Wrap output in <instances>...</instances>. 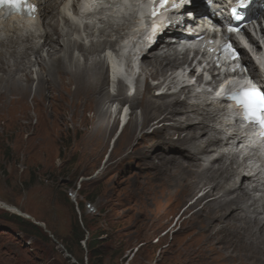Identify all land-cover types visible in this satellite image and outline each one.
Returning <instances> with one entry per match:
<instances>
[{
	"label": "rangeland",
	"instance_id": "obj_1",
	"mask_svg": "<svg viewBox=\"0 0 264 264\" xmlns=\"http://www.w3.org/2000/svg\"><path fill=\"white\" fill-rule=\"evenodd\" d=\"M259 24L264 26L263 18ZM58 34L59 31L55 37ZM29 57L33 61L36 59L34 55ZM32 70H39L38 65ZM141 77L137 84L143 89L145 79L144 75ZM148 82L151 85L156 83L150 79ZM36 86L37 81L33 79L28 96L23 99L16 96L13 103L0 107L5 112L0 117V202L7 205L0 206V264H109V259L110 264H185L180 257L183 242L194 227L196 232L203 223L202 217L194 213L209 197L203 195L208 190L205 186L184 200L176 199V189L191 177L188 171L178 167V163L190 166L192 170L207 164L211 169L206 174L224 192L220 199L226 201L235 196L234 191L230 193L229 187H225L227 166L223 168V175L218 177L210 172H220L216 168L218 161L211 165L197 159L193 163V150L188 148L196 146V142L208 138L212 132L203 136L197 133L196 140L183 144L178 141L176 132L162 134V131H153L154 127L146 126L142 133L136 130L130 146L124 148L121 143L125 132L120 134L122 125L119 123L126 110H130L128 103H121L122 116L120 113L115 119L104 145L89 149L79 135L64 130L63 126L56 131H47L49 123L65 111L61 108V102L51 106L49 90L41 104L35 106ZM177 87L176 83L167 90L163 85L159 89L150 88V92L157 95L166 91L170 94ZM106 89L109 93H115L111 85ZM190 89L196 93L194 86ZM126 94L129 97L132 95L131 91H126ZM164 95L162 99L170 98ZM173 97L184 99L182 93ZM117 104L114 103L112 109ZM12 111L17 113L12 114ZM39 111L43 125L36 122ZM132 111L139 119L140 108L135 107ZM190 114L197 120L195 113ZM182 117V111L174 112L172 119H167L164 124L172 132L173 121ZM195 125L194 122L177 127L184 130L181 134L184 135L186 132H196ZM230 148L220 150L228 151ZM216 154L211 151L208 159L211 160ZM242 157L243 153H240L234 162H240ZM230 159L232 157L227 154L223 161L228 163ZM248 164L251 165L250 162ZM246 173H243V178L239 177L241 188H250L254 184L245 179ZM260 184L258 182L259 190L251 192L256 199L264 192V185ZM144 192L151 196V200L146 202L143 199ZM162 203L171 204L170 213L151 233V226L148 225L150 217L156 215ZM244 204L232 203L224 218L237 225L243 221L246 226H251L250 233L228 228L227 234L231 239L239 237L244 243L254 245V241H258L257 236L264 234V228L254 226L249 220L250 216L243 212ZM84 218L97 232L102 233L91 259L87 256L84 241L68 240L66 244L72 248L70 252L63 242L76 220L85 231ZM204 225L208 227L205 232L213 230L214 233L222 224L215 219L206 220ZM199 237L195 235L196 240ZM250 260L247 259V262L252 264ZM253 264L264 262L254 260Z\"/></svg>",
	"mask_w": 264,
	"mask_h": 264
},
{
	"label": "bare ground",
	"instance_id": "obj_2",
	"mask_svg": "<svg viewBox=\"0 0 264 264\" xmlns=\"http://www.w3.org/2000/svg\"><path fill=\"white\" fill-rule=\"evenodd\" d=\"M33 2L37 8L31 17L23 18L17 15L0 17V107L13 103L16 96L18 99L28 96L35 79L37 86L34 92V105L41 104V100H44L49 90L52 97L51 106L61 102V108L65 111L49 123L47 131H56L59 126H63L64 130L79 135L89 149H98L104 145L114 127L115 119L123 111L117 107L121 103H128L130 110L124 113V119L127 115L128 119L120 129V134L125 132L124 141L121 143L124 148L130 146L132 134L136 130L142 133L146 126H152L153 131H162V134L171 135L176 132L178 141L183 144L196 140L197 133L203 136L211 131L212 134L208 138L195 141L196 146L188 148L193 150V163L195 164L197 159L211 165L218 161L216 168H219L220 172L210 171L211 175L218 177L223 175V168L227 166L225 172L228 179L226 183L224 182L225 187H229L230 193L234 191L235 196L226 201L220 199L224 192L216 182L212 181L211 176L206 174L211 169L207 164L200 169L192 170L190 166L178 163V167L188 171L191 177L176 189V199L184 200L185 197L205 186L208 190L203 195L209 197V200L200 209L198 208L199 210H194L195 216L202 217L203 223L198 226L196 232L194 227L192 233L183 242L180 257L185 264H249L247 259H251L253 263L254 260L264 262V234L257 236L258 241H254V245L244 243L239 237L231 239L227 234L228 228L240 229L243 233L251 231V226H246L243 221L237 225L224 218L232 203L244 202V214L251 217L249 220H252L255 227L264 228V192L257 199L251 194L259 190L260 179L259 171L248 164V156L244 155L240 162H234V158L241 153L242 132L236 125L225 120L224 108L207 101L208 93L194 94L190 89L192 84L185 83L182 66L187 62V53H179L176 49L178 41L174 42L170 37L172 33L182 29L181 25L180 28L176 27L175 31L171 24L164 27L162 34L148 44L146 37L151 29L141 31L142 27L136 25L139 21L137 18L139 5L143 22L147 24L144 0H131L133 7L130 12L128 14L121 12L119 15L109 12L119 10L123 0L103 1L91 5H88L87 0H75L71 5L69 0H33ZM195 3L200 5L201 1L195 0ZM260 3L264 4V0H258L255 4ZM251 11L264 18V8ZM170 19L175 21L177 17ZM95 20L102 25L96 27ZM58 31L59 34L55 37ZM260 33L264 36V27L261 25ZM123 36H126L125 42L117 47L115 42ZM251 42L259 51L261 50L255 38L251 37ZM105 46L121 56L122 62L116 63L117 74H120L124 66L126 71L131 72H135V67H138V74L134 77L135 91L131 97L126 94L127 85L120 80L116 84L115 93L107 91L106 86H110L107 57L110 54H99ZM123 48H127L125 56L119 53ZM30 55L35 56V61L30 59ZM111 57L112 55L109 56ZM36 64L39 70L33 71L32 68ZM177 69L181 72L175 73ZM141 75L142 77L144 75L145 79L143 89L137 84ZM176 78L181 86L170 94L166 91L157 95L150 92V88L159 89L163 85L167 90L170 89L174 86ZM149 79L155 80L156 83L149 84ZM198 79L200 81V77ZM177 93H182L184 99L173 97ZM164 94L170 98L162 99L161 96ZM137 95L140 97L138 98ZM114 103L118 104L112 109ZM135 107L140 108L139 119L132 111ZM178 111L183 112V117L173 121L171 125L173 131L170 132L164 122L167 119L171 120L174 112ZM16 113L17 111H12V114ZM190 113H195L197 120ZM4 114L5 112L0 110V117ZM37 117V125H43L40 111ZM194 122L196 132H186L181 135L184 130L177 126ZM229 146L231 148L228 151L220 150ZM211 151L217 154L210 160L208 158ZM227 154L232 159L225 163L223 158ZM245 171H247L245 179L254 182L250 188H241L239 177L243 178ZM260 185L264 183L261 182ZM220 192L222 193L219 195ZM142 195L146 202L151 200L147 192ZM169 205L171 206L169 203H162L156 215L150 217L148 225L151 226L149 227L151 233L156 231L157 224L160 225L167 219L170 213ZM10 209L15 210L13 207ZM215 219L222 224L218 232L213 233V230L205 232L208 229L204 225L205 221ZM196 234L200 235L198 240L195 239ZM214 254L218 256L214 258Z\"/></svg>",
	"mask_w": 264,
	"mask_h": 264
},
{
	"label": "trees",
	"instance_id": "obj_3",
	"mask_svg": "<svg viewBox=\"0 0 264 264\" xmlns=\"http://www.w3.org/2000/svg\"><path fill=\"white\" fill-rule=\"evenodd\" d=\"M83 226L85 231L81 229V226L79 224V221L76 220L74 223H72L71 231L65 239H63V242L65 243V246H67L68 251L70 252L72 248L67 245L66 243L68 240H76V242L84 241L85 248L87 251V256H89V259L93 256L95 252V246L99 245V240L102 237V233L97 232V230L88 222L86 218L82 220ZM108 263L110 264V259L108 260ZM94 264V263H90Z\"/></svg>",
	"mask_w": 264,
	"mask_h": 264
},
{
	"label": "snow or ice",
	"instance_id": "obj_4",
	"mask_svg": "<svg viewBox=\"0 0 264 264\" xmlns=\"http://www.w3.org/2000/svg\"><path fill=\"white\" fill-rule=\"evenodd\" d=\"M240 6L243 5L241 4ZM240 102L244 104L249 115L254 116L257 121L264 123V117L257 115L258 111L264 112V94L250 89L244 93V99Z\"/></svg>",
	"mask_w": 264,
	"mask_h": 264
},
{
	"label": "built area",
	"instance_id": "obj_5",
	"mask_svg": "<svg viewBox=\"0 0 264 264\" xmlns=\"http://www.w3.org/2000/svg\"><path fill=\"white\" fill-rule=\"evenodd\" d=\"M3 205V204H2Z\"/></svg>",
	"mask_w": 264,
	"mask_h": 264
}]
</instances>
